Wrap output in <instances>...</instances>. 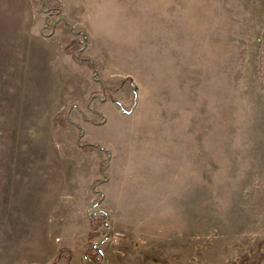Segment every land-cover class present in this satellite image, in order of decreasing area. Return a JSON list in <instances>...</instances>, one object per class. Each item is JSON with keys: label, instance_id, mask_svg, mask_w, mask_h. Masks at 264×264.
<instances>
[{"label": "rangeland", "instance_id": "374dc122", "mask_svg": "<svg viewBox=\"0 0 264 264\" xmlns=\"http://www.w3.org/2000/svg\"><path fill=\"white\" fill-rule=\"evenodd\" d=\"M98 214L96 264H264V0H0V264Z\"/></svg>", "mask_w": 264, "mask_h": 264}, {"label": "trees", "instance_id": "16d2710c", "mask_svg": "<svg viewBox=\"0 0 264 264\" xmlns=\"http://www.w3.org/2000/svg\"><path fill=\"white\" fill-rule=\"evenodd\" d=\"M58 26H65V27H68L70 29L71 33L75 37L68 42L67 47H70V52H72V51L78 52L82 48V45L84 43H80L77 38H82L83 34L79 33V32L72 31V28L67 23H62L60 25L56 24L55 27H58ZM78 59H80V57H78ZM83 61H85V63L91 69H93L90 60L86 59V60H83ZM113 102H114V104L116 105L117 108H121V106L117 102H115V101H113ZM52 122L54 124H58V125H61V126H65V125H73V126H75L77 128V131H78L77 147L81 151L89 152V151H94V150H98V149L101 150V147L98 144L84 143V142L81 141V138H82V129H81V127H79L78 125H75L68 118V116L64 115V117L61 119V113L59 112L53 117ZM103 168H104V165H102L101 170ZM105 220H106V215L105 214L93 215V216H90L88 218L89 228H90V232H89L90 242H89V245H88L87 250L85 252V259L90 264H96L97 258H103V255L100 253V251L93 246L92 240L97 238L100 235L99 228L103 226V223H104ZM62 252H65V251H61L60 253H62ZM56 260H58V258H56Z\"/></svg>", "mask_w": 264, "mask_h": 264}, {"label": "water", "instance_id": "95a60500", "mask_svg": "<svg viewBox=\"0 0 264 264\" xmlns=\"http://www.w3.org/2000/svg\"><path fill=\"white\" fill-rule=\"evenodd\" d=\"M53 31H54V27H52L51 32H50V35H52ZM50 35H48V36H50ZM103 213H104V211H103ZM106 235H107V233H106ZM98 244H99V242L96 243L95 245H98ZM96 248L99 250V248L97 246H96Z\"/></svg>", "mask_w": 264, "mask_h": 264}]
</instances>
